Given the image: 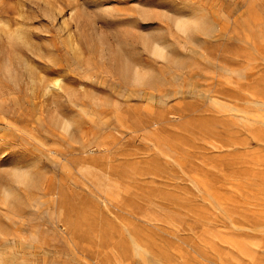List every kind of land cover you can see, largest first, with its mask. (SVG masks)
<instances>
[{
	"label": "rangeland",
	"instance_id": "rangeland-1",
	"mask_svg": "<svg viewBox=\"0 0 264 264\" xmlns=\"http://www.w3.org/2000/svg\"><path fill=\"white\" fill-rule=\"evenodd\" d=\"M0 16L46 65L34 85L0 72V184L32 179L0 201V264H264V0H0ZM91 30L146 79L99 62Z\"/></svg>",
	"mask_w": 264,
	"mask_h": 264
},
{
	"label": "bare ground",
	"instance_id": "bare-ground-1",
	"mask_svg": "<svg viewBox=\"0 0 264 264\" xmlns=\"http://www.w3.org/2000/svg\"><path fill=\"white\" fill-rule=\"evenodd\" d=\"M41 7H42V5H41ZM138 7H140V6H138ZM140 10H142V9L140 8ZM1 15H4V14H1ZM190 18H188V19H190ZM181 19H182V17H181ZM197 20H198V18H197ZM14 21L17 24L16 28L12 27V25H13V20L12 19H10V18H6L5 19L3 16H0V72H1V75L6 77V78H28L30 83L32 85H34L35 84V79L34 78H44L43 77L44 69L39 67V64H41L43 66H46L45 63H43L42 61H39V60H42L45 57V55L43 53L44 50L40 46H38V48H37L35 45H33V43L31 42V39H32L31 35H30L29 31L26 29V26H25V24L23 22L19 21L18 19H15ZM174 22H175V20H174ZM175 26L177 27L179 32L181 31L183 34H185L186 32L189 33V31H191L194 28L199 29V28H197L198 27V22L196 20H180L179 19L178 21H176ZM199 27L201 28V26H199ZM65 33H66V49H67V52L71 53L74 56H77L78 58H81L83 56L84 52L82 51V48L80 47L79 41L77 39L76 31L74 29H71V28L67 27L66 30H65ZM89 36H90V46H91V48H93V47L95 48V46L93 44L94 35H93V31L92 30L89 32ZM185 36H187V33H186ZM155 38H157V37H155ZM157 40H158V38H157ZM97 41L99 43V47L96 50H94V48H93V50H91V51H92V54H95V53L97 54L99 62L106 61L107 60V55H109L108 62L111 61V62H115L116 63L117 67L115 65H113V63H112V65L115 66L114 68H116V70H118L116 72V73H119L118 75H120V76H122L123 78H126V79L130 76V78H134V80L138 81V82H139V80L141 78H145L146 74L144 76L142 74V72L140 71V68L142 67L141 62L139 64L141 67H139V68L138 67H132V66H130L128 61L125 59V57H123V55H121L120 52H118V53L110 52L109 48L107 46H105V43L103 42L102 37L100 36V34H99V36L97 38ZM148 41L150 42V40H148ZM145 43L146 42H144V45H145ZM150 44L151 45H149L150 46L149 49L151 50L150 53H152V56L155 55L158 58H161V59H163L165 61H167L168 58L171 57L169 55V53L166 51V49H167L166 46L163 45L161 42L154 41V42H152ZM169 45L170 44L168 43V46ZM47 49H49V51H51V53H53V51L57 50V48L54 47V46H52V48L48 47ZM146 49H148V48H146ZM173 58L174 57H172V59ZM148 78H151V77H148ZM145 79H143V80H145ZM58 83L59 82L56 81L53 86L55 87ZM140 83H142V82H139V84ZM21 84H22V82H21ZM8 85H9V83H8ZM26 86H28V85H26ZM71 97H72V95H71ZM9 98L11 99V97H9ZM54 110H52V111H54ZM68 125H69L68 123H65L64 124V129H67ZM30 163H32V162H30ZM24 164H25V162H24ZM13 168H14V166H13ZM8 178H9V182H7L6 184H0V201L2 202V204H7L9 207H11L13 205L14 193L16 191V186L15 185L16 184L17 185L18 184H22L24 186H29V185H31L32 179H31V173H30L29 167H16V168H14L10 172ZM0 181H1V179H0ZM2 182H4V181H2ZM24 194H25V192H24ZM26 196H28V195H26ZM15 214L16 213H14V215ZM9 220H11V219H9ZM2 225H4V224L2 223ZM10 227L8 226V229ZM4 231H5V229H4ZM0 233H1V227H0Z\"/></svg>",
	"mask_w": 264,
	"mask_h": 264
}]
</instances>
